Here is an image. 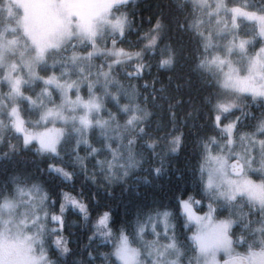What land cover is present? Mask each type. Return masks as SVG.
<instances>
[{
    "label": "rangeland",
    "instance_id": "obj_1",
    "mask_svg": "<svg viewBox=\"0 0 264 264\" xmlns=\"http://www.w3.org/2000/svg\"><path fill=\"white\" fill-rule=\"evenodd\" d=\"M124 1L0 2V139L7 130H13L25 144L34 143L41 152L55 153L64 138L72 137L75 147H88L89 133L97 129L104 140L105 155L98 157L96 149L91 153H96V164L107 179L115 180L137 162V155L126 140L135 122L143 116L131 95L133 91L120 88L112 80L111 61L105 63L103 70L90 60L86 62L100 54L119 56L111 38L121 35L127 26L125 14L115 9ZM191 1L200 12L192 27L209 51L202 65L211 68L217 84L231 94L264 95V11L228 0ZM72 41L76 47L87 42L91 50L82 54L73 47L69 52L64 49L66 54L62 55L61 49ZM106 41L110 44L103 46ZM41 66L51 71L42 74ZM104 100L115 107L104 106ZM261 125L263 121L251 131L236 132L231 148L224 144L221 149L224 137L210 142L211 154L225 155L227 162L222 171L216 170L210 159L206 162L201 175L206 209L199 212L195 204L202 201L186 199L193 215L181 211L192 227V264H232L234 260L264 264ZM241 132H254L255 139L245 135V143L240 139ZM235 152L241 157L239 173L230 171L231 162L237 159ZM108 161L112 162V174ZM41 193L38 187L17 188L0 202V264H52L44 248V238L51 227L42 226V215L37 219V214L45 209V202L39 200ZM223 208L226 216L215 215L217 209ZM168 225L165 236L164 228L157 222L161 245L168 243L171 236L172 246L165 248L163 255H155V260L161 264H188L182 260L183 251L176 243L170 213ZM233 226L240 232L237 244L230 234ZM150 227L151 217L145 225V239L150 238ZM135 241L131 244L139 248L138 261L153 264L154 254L147 252L144 242L137 238Z\"/></svg>",
    "mask_w": 264,
    "mask_h": 264
},
{
    "label": "trees",
    "instance_id": "obj_2",
    "mask_svg": "<svg viewBox=\"0 0 264 264\" xmlns=\"http://www.w3.org/2000/svg\"><path fill=\"white\" fill-rule=\"evenodd\" d=\"M228 2L264 11V0ZM115 9L127 19L124 32L111 38L119 56L100 54L86 62L90 60L103 70L111 61L112 80L120 88L133 91L131 95L143 116L126 140L137 162L110 180L97 166L93 156L96 153H91L96 149L98 157L105 155L104 140L97 129L90 131L88 147H75L72 137L64 138L55 153L41 152L34 143L25 144L19 134L7 130L0 139V202L17 188L38 187L47 193L45 206L51 215L58 209L61 189L83 199L90 213L87 218L69 206L63 233L46 232L44 248L52 264H114L113 248L93 228L98 210L110 209L113 231L123 225L132 237L131 243L136 242L131 223L134 217L144 222L153 213L167 210L176 243L183 251L182 260L192 264V227L178 207L177 198L201 200L195 209H206L207 196L199 172L204 144L210 143L211 136L224 137L213 126L214 114L220 115L222 124L236 121V132L251 131L264 122V95L231 94L217 84L213 70L202 65L209 51L192 27L200 12L191 0H125ZM105 43L103 46L110 44ZM73 47L74 41L62 48L61 54ZM75 50L88 53L91 45L84 42ZM39 71L48 74L51 69L41 66ZM104 106L115 107L106 100ZM60 169L71 173L70 183ZM223 209H217L215 215L226 216ZM237 230L233 226L230 232L235 244L239 241ZM57 236H61L59 242Z\"/></svg>",
    "mask_w": 264,
    "mask_h": 264
},
{
    "label": "snow or ice",
    "instance_id": "obj_3",
    "mask_svg": "<svg viewBox=\"0 0 264 264\" xmlns=\"http://www.w3.org/2000/svg\"><path fill=\"white\" fill-rule=\"evenodd\" d=\"M151 43V41L149 42ZM221 109H224V105L219 106ZM213 126L220 129L222 131V134L224 136V141L221 144V149L223 148L224 144H227L230 148L232 144L235 142V133H236V121H227L223 124L221 123V118L219 114H214L213 116ZM261 128H264V125H261ZM245 135L252 136L255 139V133H249L245 134L241 132L239 134L240 139L247 143V141L244 139ZM176 141V145H179V137L174 138ZM209 141L212 143H215V137L211 136L209 137ZM27 142V138L26 141ZM259 143L261 145H264V138L259 140ZM176 148H173V151H175ZM95 151V149H93ZM249 151H251L249 149ZM237 159L232 161L233 165V171L239 172L240 168L238 165V161L241 159L240 153L235 152L233 153ZM115 155V153H114ZM211 160L214 162V167L216 170H223V167L225 165L226 156L225 155H212L211 154V146L210 143L206 142L204 144V153L202 154V160L200 163L199 172L202 174L205 170L206 162L207 160ZM249 161L252 159V156L249 155L248 157ZM97 163H100V161H97ZM132 161H129V164H131ZM251 166V165H249ZM261 166L264 168V160L261 161ZM50 168H52V165H49ZM108 168H109V174L111 173L112 168V162L108 161ZM62 176L66 179L67 182H71V173L60 169L59 170ZM154 171H157L154 169ZM211 175L212 172L209 171V181L208 184L211 183ZM107 179V177H105ZM47 199V193H41L39 200L43 203ZM92 199L95 200V194H93ZM191 199V197H189ZM53 203H56V199L53 198ZM197 203H200V201H197ZM177 205L183 212H187L190 217H192V211L189 206V201L184 199L183 197L177 198ZM69 206L73 211H78L83 218H87L90 213L87 209V204L83 201L81 197H77L75 194L70 193L67 190L61 189L60 190V199H59V205L58 209L51 213V216L48 215L46 206L43 211V213L37 214V219H40V216H43V220L41 221L42 226L43 225H50L51 230L53 232L59 231L61 234L64 230V220L67 212L69 211ZM168 217L169 212L167 210L159 211L157 213H153L151 216V227L148 229L150 233V238L145 239L143 233L145 232V225L148 223V219L146 218L144 222H138L135 217L133 218V221L131 222L134 229L135 237L138 241L144 242V244L147 247V252L149 254L153 255V264H161L160 261L155 260V255H163L164 249L167 247H171L172 243V237H168V243H165L161 245V241L159 240L160 236V229L157 227V222H159V225L164 228V235L168 236L167 228L168 225ZM111 210L110 209H101L98 210L95 216V219L93 221V228L95 231H99L101 236H104L107 239V242L110 247L113 248V255L115 257L114 264H143L142 261H138L137 257L139 256V248L136 246H133L131 244L132 237L129 234V231L126 227L123 225L119 226L115 231H113L111 227ZM198 219V218H197ZM100 229H103V231H100ZM91 238V237H90ZM61 239V236L56 237V241L59 242ZM159 249V251H157ZM67 249H65L66 251ZM91 254V253H90Z\"/></svg>",
    "mask_w": 264,
    "mask_h": 264
},
{
    "label": "water",
    "instance_id": "obj_4",
    "mask_svg": "<svg viewBox=\"0 0 264 264\" xmlns=\"http://www.w3.org/2000/svg\"><path fill=\"white\" fill-rule=\"evenodd\" d=\"M238 165H239V168H240V170H241V165H240V162L238 161ZM233 165H232V162H231V165H230V171H231V173H239V172H234L233 170ZM236 263H234V264H244L243 263V261H238V260H234ZM223 264H226V262H224Z\"/></svg>",
    "mask_w": 264,
    "mask_h": 264
}]
</instances>
